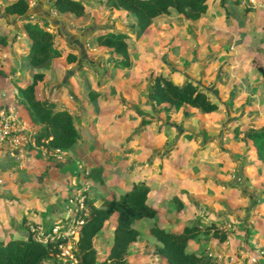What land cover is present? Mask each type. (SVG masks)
Listing matches in <instances>:
<instances>
[{"label":"crops","instance_id":"obj_1","mask_svg":"<svg viewBox=\"0 0 264 264\" xmlns=\"http://www.w3.org/2000/svg\"><path fill=\"white\" fill-rule=\"evenodd\" d=\"M7 1L10 3L14 0ZM81 1L86 6L88 1ZM94 1L100 5L101 0ZM27 2L28 20L37 21L41 26L48 22L47 29L55 34V46L82 59L81 65L66 81H63L64 76L77 64L78 59L71 64L64 56L52 59L49 67L42 69L45 76L35 87L39 100L53 102L56 110H66L75 118L80 137L67 151L47 150L35 144L34 135L41 126L31 121L25 106L19 102L17 91L18 87L31 82L37 68L31 67L27 61L30 42L23 27L25 20L22 16L6 15V5L0 0V37L5 39V43L0 41V69L4 72L0 73V118L12 122L18 139L17 143L0 142V225L17 218L18 212L23 209L29 213L21 219L20 226L26 232L24 237L29 233L27 226L42 224L44 230H50L58 220H66L70 215L66 207L68 199L84 183L97 185L103 198L110 199L129 191L134 184L144 182L149 187L147 203L156 210L154 223L168 232L180 233L191 226L203 229L212 224L225 231L223 225L229 223L231 218L240 223L236 230L245 227L250 230L247 235L237 239L236 244H231L228 236L224 241H219L211 233L208 236L201 235L188 241L187 251L197 255L207 252L217 264H250L251 258L258 254L257 249L251 250L250 246L264 249V196L249 192L252 183H259L262 187L264 164L258 161L252 142L251 146H233L230 150L225 146L221 150L217 146H199L202 143L195 140L189 142L187 129L173 124L170 112L179 107L183 118L188 120L191 114L203 113L199 109L180 105L169 107L163 112L160 111L163 105H154L150 97L151 79H148L151 71L161 72V75L170 77L178 85L192 81L201 89L194 79L202 77V57L194 59L188 66L175 67L170 63L171 66L167 68L162 66V61L157 63L156 58L147 56L151 52L158 57L163 55L171 62L176 59L167 50V42L161 38L164 36L160 37L161 50L157 47L159 38L154 35L155 32L165 34L169 31L170 36L174 34L173 21H170L169 15L156 18L140 34L132 29V25L129 30L122 28L119 21H115L112 28L100 26L96 30L111 28L126 31L131 65L122 69L111 63V58L116 56L112 54L110 57L109 49L97 45L98 34L92 31L93 26L79 29L88 24H80L84 16L73 18L69 14L56 12L50 0ZM213 2L207 0L208 12L205 16L197 20H184L199 25L205 21L214 5H218L214 6L215 10H223L225 19L221 32L227 44L222 50L216 48L215 61L212 59L211 62L223 66L227 71L223 77L233 80L236 86L240 84L245 87L248 102L242 115V126L256 125L258 120H264V111H257L260 106L264 108L263 79L257 71L258 65L264 68V0H251L250 7L258 12L252 10L247 14L240 9L242 1L240 4L236 0ZM97 7L94 6L90 11H98ZM119 12L128 15L124 10H110L112 22ZM96 23L101 25L99 20ZM84 31L90 32L87 37ZM89 43L92 44L91 49H87ZM163 50L168 51V55ZM94 56L97 60L105 61L100 66H94L95 69L91 60ZM180 62L185 63V58ZM217 83L221 89L210 91L213 97L208 93L216 103L225 96L222 94V80ZM204 88L211 90L207 86ZM90 91L98 95L90 97ZM239 95L242 97L244 94L239 92ZM251 108L257 112L253 116ZM185 111L188 112L187 116L184 115ZM219 111L220 106L212 113L203 114ZM225 115L229 116L227 110ZM228 120L226 118L224 121ZM162 124L165 126L161 128ZM259 125L253 130L264 129V126ZM234 131L237 132L235 128ZM233 132H227V136H233ZM175 134H179L178 140L183 146L165 147L168 137ZM93 168L100 169L99 180L91 177ZM240 177L248 178L250 189L247 194L250 199L245 196L234 202L240 192ZM210 193L215 195L210 196ZM221 195H226L227 201L217 202L216 198ZM233 198L235 200L231 201ZM256 198H259L258 204L255 203ZM249 201L252 205L246 210ZM92 204L100 205L96 202ZM163 216L164 220L161 219ZM23 219L26 221L23 222ZM113 219L115 225L114 216ZM143 220L146 219L139 221ZM47 221L49 227H46ZM2 234L4 232L0 234L3 237ZM139 237L131 245L138 243ZM156 255L159 262L166 264L162 256Z\"/></svg>","mask_w":264,"mask_h":264},{"label":"trees","instance_id":"obj_2","mask_svg":"<svg viewBox=\"0 0 264 264\" xmlns=\"http://www.w3.org/2000/svg\"><path fill=\"white\" fill-rule=\"evenodd\" d=\"M51 7L61 14H69L73 18H80L86 14V6L81 0H50ZM101 5L110 10H124L134 19L132 29L143 33L153 21L163 15L175 13L189 20H197L208 12L207 0H101ZM27 0H14L4 7L6 15L23 16L27 13ZM26 36L30 42L27 61L37 71L32 74L31 82L24 87H18L17 96L28 112L31 121L40 125V130L34 135L35 144L47 150H69L79 139L80 135L75 124V118L66 110H56L53 102L39 100L35 94V87L45 76L43 68H48L52 59L64 56L68 63H75L77 56L65 53L55 46V34L47 29L48 22L43 26L39 22H31L28 18L23 22ZM129 36L125 30L106 28L99 30L96 37L98 46L107 48L116 57L111 63L117 68H129L131 60L128 53ZM0 41L5 43L4 37ZM264 88V68L257 66ZM0 73L4 74L0 69ZM90 97H96L97 92L90 91ZM150 97L154 105L161 106L160 111L179 105L197 108L203 113H212L218 105L207 92L198 88L192 81L175 84L170 77L157 75L151 79ZM187 116L188 112H184ZM147 123V121H143ZM255 147L258 161L264 164V129L252 130L247 133ZM40 156V152L37 151ZM93 179L99 180L100 169L90 171ZM149 187L144 182H138L119 197L103 198L99 206L91 202L87 207L90 212L78 228V239L72 247L71 260L59 257V245L64 239L47 240L45 243L33 238L30 227L24 238H14L7 241L0 240V264H99L94 239L105 227L106 223L115 218L113 239L106 260L102 264H124L129 245L136 241L139 231L134 224L142 219L153 220L156 210L147 203ZM180 207V206H179ZM26 220L23 219V222ZM49 232V230H46ZM150 234L157 245V253L162 256L166 264H217L207 252L197 255L187 251L189 240L199 236H208L219 241L226 239V234L215 225H207L200 229L198 226L184 228L180 233L168 232L157 224L149 227Z\"/></svg>","mask_w":264,"mask_h":264},{"label":"rangeland","instance_id":"obj_3","mask_svg":"<svg viewBox=\"0 0 264 264\" xmlns=\"http://www.w3.org/2000/svg\"><path fill=\"white\" fill-rule=\"evenodd\" d=\"M87 1L88 2L86 6H89V12L87 13L88 11V7H87L86 15L83 17L80 24L81 25H84L86 23L88 24L84 25L85 27L81 26L79 28L80 30L86 27H89V26L94 27V30H92L93 32H96V30L99 29L100 26H106V27L112 28V26L116 24L115 21L121 22L122 28L129 30L130 26L134 23L133 17L129 14L127 15L125 12L116 13L115 20L112 22L109 16V12H110L109 8L103 7L101 4L99 5V3L98 4L94 3L95 2L94 0L92 1L87 0ZM236 1L238 2V4H240V2L242 1V5L240 9L244 11L246 14L252 10L257 11V9L255 10L252 7H250L251 0H236ZM215 2H218V0H214L213 3L215 4ZM94 6L95 7L98 6L99 8L97 7L98 11H94L93 13V11H90V10L94 9L93 8ZM214 6H218V5H214ZM214 6H213V9H211L209 15L206 16L205 21H202V23H200L199 25H194L190 21H185L184 17L182 16L178 17L179 15L175 13H171V15H169V18H170V21H173L171 25H172V29L174 30L173 31L174 34L170 36L169 34L170 31H169V33H165V34H157L155 32L154 35H156L159 38L157 42L158 49H161V50L163 49L162 44L159 43L162 38L163 41L167 42L166 43L167 48H168L167 50H169V52L172 53L176 57V59H174L171 62V61H168L167 58H163V55H160V57H158L157 55L151 54V52L147 54V56L151 55L152 57L156 58L157 63L163 62L162 66H165L167 68L171 66L170 63H172L175 67H178V65H182V67L188 66L189 63L193 61L194 59H201L202 57L203 65H204V69L203 70L201 69L202 77L201 76L199 78L197 77V79L195 78L194 80L197 81L201 89L203 88V91L205 92L207 91V93H210V94L212 93L210 92L212 90L219 91L221 89L217 81L222 80L223 85H224V89H222V94L225 96L220 98V100L217 101L218 106H220V111L218 113L208 114V115H205L200 112H196L194 114H191L190 118L187 120L183 118L179 107H177L175 108V110H172L170 112V114H172L171 115L172 118L174 119L171 122H173V124L177 126L187 129L186 130V133H188L187 140L189 142H192L193 140H195V141H198L200 144L202 143L199 146H217L218 150H221V147L224 148L225 146L227 150H230L234 148L233 146H251V141H247L249 139L247 137L246 132L249 130H253L255 126H257L258 124H260L259 126H264V120L263 119L261 121L258 120L259 123H257L256 125L252 124L248 126L244 124L242 126L243 123L241 122V120H242V115L245 112L244 109H246V104L248 102L247 100L248 92L247 90H245V87H242L240 84L236 86V84L233 83V80H230L228 77H223V74H226L227 71L223 69V66L219 65L220 63L212 64L211 62L212 59H214L215 61L216 55H214L215 54L214 52L216 51V48L218 50H222V48L225 47L227 44L226 39L224 38V33L221 32V29L224 28V25L222 22H223V19H225V16H224L225 13L222 12L223 11L222 9L220 10V12L215 10ZM224 6H226L225 3H224ZM210 16H212V18ZM235 16L237 15L235 14ZM96 20L101 21V25L96 23ZM164 24L167 25L166 21ZM191 29H193L192 32H190ZM216 30L218 31L216 32ZM98 33H99V30L95 34H98ZM162 35L164 37H161ZM91 47H92V44L89 43V45H87V49H91ZM162 52H166L167 54L168 51L163 50ZM202 53H204L205 55H202ZM109 56L111 57L112 53ZM184 58H185V63L182 64V62L180 61L183 60ZM91 60L93 61L92 63L93 69H95L94 66H100L102 63L105 62L104 60H97L96 56L92 57ZM87 64L86 65L83 64V66H87ZM168 72H170L171 74L174 73L173 71H168ZM161 74H162L161 72L151 71L148 79H152L153 77L157 75H161ZM245 74L247 73L245 72ZM53 78L54 76H52V79H51L52 81H53ZM204 86L210 87L211 90H206ZM224 90L225 92H223ZM239 92L241 93V95L242 94L244 95L240 97ZM211 95L213 97V94ZM251 109H252L251 116H253V114H256L257 112L254 111L255 108H251ZM226 110L228 111V114H229L228 117L225 115ZM257 111L258 112L260 111L261 113H263L264 108L260 106ZM150 114H152L151 110H150ZM226 118H229V120L224 121ZM164 126L165 125L162 124L161 128ZM234 128L237 130V132L235 131L233 132ZM227 132L229 133L233 132V136L232 135L227 136ZM178 135L179 134L174 135V136H177L176 138L174 136L173 137L170 136V138L168 137L164 146L167 148L169 146H183L178 140ZM184 146H187V145H184ZM83 181L85 182V180ZM261 181H262V187L259 186V183L258 184L252 183L251 189H250V185L247 184L248 178L240 177V181L238 184V189L240 190V192L237 196L235 195L236 200L233 198L231 201L235 200L234 202H237L238 198H242L245 196L248 197L247 190L249 189H250L249 192H252V194H255L257 192L256 194L259 197L264 196V175L261 177ZM86 194H87L86 195L87 199H89L87 200L88 203L96 202L99 205L101 203V200L103 199L101 189H99L97 185H91L90 183H88V191L86 192ZM209 195L214 196L215 194L210 193ZM221 196H219V198L215 197L217 199V202H222V200L227 201V199L225 198L227 197L226 195L223 197ZM248 199L250 198L248 197ZM256 200L257 202L255 203L258 204L259 198H256ZM214 202L216 203V201ZM65 205L66 204H64V206ZM86 205H87V202H86ZM251 205H252V202L249 201V203L246 206V210ZM56 207L59 208V206H56ZM86 210L88 211L86 212L88 215L90 210L88 207L86 208ZM18 213L19 214L17 218L13 219L12 221H8L4 225H0V234L4 232V234H2L3 237L0 235L2 237L1 241H6L4 240L5 238H22L26 235V232H24V229L20 226V224H21V219L24 216L29 215V213L28 212L26 213L23 209L19 211ZM47 214H50V213L48 212ZM11 218L12 217H10V219ZM164 218H165L164 216L161 217L162 220H164ZM45 223H46V227H49L50 223L48 221ZM153 223H154V218L151 221L143 220V221H139L136 223L135 226L140 232V237L138 236L139 241L138 243H133L132 245L131 244L129 245L127 254L125 256L124 264H162L161 262H159V259L156 258V256H158L156 255L158 254L157 253L158 243L156 242L154 237L149 232V227ZM40 225L41 226L31 227L30 231L35 234H37L38 231H43L44 226L42 224ZM238 225H240V223L236 221L235 218H231L229 223H226L223 225V227H226L225 231L222 229H219L218 227L217 228L221 232L227 234L225 236L226 238L228 236L231 239L230 240L231 244H236L237 239H240L242 236L247 235L249 233L248 231H250L249 228H246V227H245L246 229L243 228V229L236 230V227ZM114 227H115L114 219L111 218L106 223L105 227L96 235V238L94 239V246L96 248L99 264H102L106 260V257L109 253V248L111 246L112 239H113ZM75 229L76 228H74L73 230ZM63 231H60V232H63ZM4 235L6 236L4 237ZM65 239L66 240H64V243L59 245V248L61 250L59 257L62 260H65V261L71 260L72 262H74L75 260L72 256V247L74 245V241L72 240V233L70 230H69V235ZM51 240H54V238H52ZM250 248L251 250L257 249V252L260 250L259 249L260 247L250 246ZM250 264H251V260H250Z\"/></svg>","mask_w":264,"mask_h":264},{"label":"built area","instance_id":"obj_4","mask_svg":"<svg viewBox=\"0 0 264 264\" xmlns=\"http://www.w3.org/2000/svg\"><path fill=\"white\" fill-rule=\"evenodd\" d=\"M15 129L10 120L1 117L0 118V141H7L9 143H17L18 139L15 136ZM87 174V172H86ZM88 184L84 183L81 188L76 189L68 199L69 216L66 220H58L53 227L46 232V230L38 231L37 234L33 233V238L37 241L45 243L47 240L64 239L69 235V230L72 233V240L75 242L78 239V228L83 223L88 212L86 210ZM78 224V225H77ZM77 225V226H76ZM76 228L75 230H73ZM64 230V231H63ZM63 231V232H60ZM60 232V233H59ZM251 264H264V249H260L258 254L251 258Z\"/></svg>","mask_w":264,"mask_h":264},{"label":"water","instance_id":"obj_5","mask_svg":"<svg viewBox=\"0 0 264 264\" xmlns=\"http://www.w3.org/2000/svg\"><path fill=\"white\" fill-rule=\"evenodd\" d=\"M1 3L3 5L9 4V2L7 0H1ZM27 16H28V14L26 13L25 15L22 16V19L25 20L27 18ZM83 33H84V36L87 37L90 32L84 31ZM81 63H82V59H78L77 64L75 66H73V68L71 70H69L67 72V74L64 76L63 81H66L69 78V76H71L78 69V67L81 65Z\"/></svg>","mask_w":264,"mask_h":264}]
</instances>
